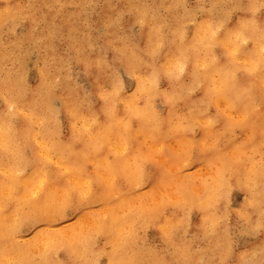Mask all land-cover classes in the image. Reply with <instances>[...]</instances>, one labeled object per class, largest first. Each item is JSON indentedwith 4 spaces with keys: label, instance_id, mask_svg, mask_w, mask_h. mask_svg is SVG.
Masks as SVG:
<instances>
[{
    "label": "bare ground",
    "instance_id": "6f19581e",
    "mask_svg": "<svg viewBox=\"0 0 264 264\" xmlns=\"http://www.w3.org/2000/svg\"><path fill=\"white\" fill-rule=\"evenodd\" d=\"M0 264H264V0H0Z\"/></svg>",
    "mask_w": 264,
    "mask_h": 264
},
{
    "label": "rangeland",
    "instance_id": "374dc122",
    "mask_svg": "<svg viewBox=\"0 0 264 264\" xmlns=\"http://www.w3.org/2000/svg\"><path fill=\"white\" fill-rule=\"evenodd\" d=\"M194 3H195V0H187V4L190 5V6H193ZM32 61H33V59L30 60L29 64H32ZM122 80H123L124 85H125L126 87H128V86H129V83H130V79H129V77H127L126 75L123 74V75H122ZM158 107L160 108V105H158ZM250 241H251V240H250ZM250 241L245 240L244 238L241 239V242H242L243 246H244L245 244H248ZM246 242H247V243H246Z\"/></svg>",
    "mask_w": 264,
    "mask_h": 264
}]
</instances>
